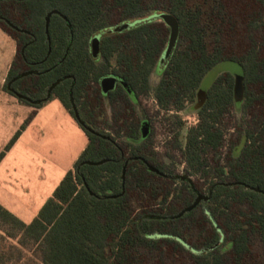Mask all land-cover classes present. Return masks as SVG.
Wrapping results in <instances>:
<instances>
[{
    "label": "trees",
    "instance_id": "16d2710c",
    "mask_svg": "<svg viewBox=\"0 0 264 264\" xmlns=\"http://www.w3.org/2000/svg\"><path fill=\"white\" fill-rule=\"evenodd\" d=\"M161 12L180 30L153 85L170 39V27L152 18ZM127 22L135 24L109 32ZM0 27L17 45L4 89L43 100L63 79L51 98L75 118L73 98L81 119L100 133L81 126L86 148L31 223L0 203V264H264V0H0ZM226 61L243 68L244 98L236 102L227 71L208 89L184 140L179 118L171 149L198 179L177 178L173 162L152 150L151 131L143 135L138 100L152 94L161 109L182 111L205 75ZM107 76L121 84L105 94ZM232 108L242 116L223 156ZM199 194L207 199L176 217Z\"/></svg>",
    "mask_w": 264,
    "mask_h": 264
},
{
    "label": "rangeland",
    "instance_id": "374dc122",
    "mask_svg": "<svg viewBox=\"0 0 264 264\" xmlns=\"http://www.w3.org/2000/svg\"><path fill=\"white\" fill-rule=\"evenodd\" d=\"M154 20L163 21L161 18ZM109 32L120 30L113 27ZM15 49V40L0 31V78L6 65L12 64ZM232 66L226 61L211 69L200 84L196 101L187 104L182 111L161 109L152 94L142 95L138 100L135 117L149 123L152 150L166 162H173L171 169L177 178L188 177L192 182L198 179L187 173L181 152L171 149L173 136L179 130L178 120L180 118L184 124L181 130L184 140L186 129L198 123L197 109L204 105L208 89L221 73L231 72ZM163 71L161 60L151 76L153 85L160 80ZM90 87L91 91L98 88L95 82ZM110 110L107 105V111ZM241 116L237 108H232L226 115L223 156L231 138L237 136ZM76 121L57 98H50L42 107L35 108L0 90V153L21 131L19 139L0 162V203L27 223L37 216L88 144L84 130ZM207 186V183L202 185L203 194H206Z\"/></svg>",
    "mask_w": 264,
    "mask_h": 264
},
{
    "label": "water",
    "instance_id": "95a60500",
    "mask_svg": "<svg viewBox=\"0 0 264 264\" xmlns=\"http://www.w3.org/2000/svg\"><path fill=\"white\" fill-rule=\"evenodd\" d=\"M53 13H58V11H53L51 13L48 14L47 16V28L49 27V24H50V19H51V16ZM152 18H161L169 27H170V39H169V44H168V47H167V50H166V53L164 55V57L162 58V60L164 61L165 59L169 58L171 53L173 52L175 46H176V43H177V40H178V37H179V23L177 21V19L169 12H161V13H158V14H154L152 16ZM135 23L134 22H127V23H124V24H121L118 26V29L120 31L122 30H125L129 27H131L132 25H134ZM100 40H101V35H97L93 38L92 42H91V46H92V51H93V54L95 56H97L99 54V46H100ZM232 66V69H231V72L234 74L235 76V87H234V93H235V100L236 102H241L244 98V71H243V68L238 64V63H233ZM33 72H36V71H30V72H25L21 75H19L16 79L22 77V76H27L29 74H32ZM63 81V79H60V80H57L48 90V93H47V96L41 100V99H38V100H35V99H32L30 98L29 96H26L22 93H19V92H15L14 89L11 87V84L12 82H10L8 84V89L15 92V95L18 99H23V100H26L28 102H30L31 104H40L41 102H46L47 100H49L51 98V93H52V90L61 82ZM119 81V79L116 77V76H107L105 78H103L101 80V88H102V91L104 93H108L109 91L115 89L116 87V84L117 82ZM71 101H72V104H73V110L75 112V118L76 120L78 121V123L85 127L87 130H89L90 132L92 133H95L97 135H100V133L98 131H96L95 129H93L92 127L88 126L80 117V114H79V111L77 109V106L74 102V99L71 98ZM142 130H143V135L146 136L148 135L149 133V123L148 122H144L143 126H142ZM105 138H109L107 136H103ZM87 163L89 164H98V163H95V162H92V161H87ZM99 163H103V162H99ZM150 169L157 172V173H160L162 174L158 169H156L154 166L152 165H149ZM125 172H126V167L124 168V171H123V179L125 178ZM182 179H187L189 181H191L188 177L186 178H182ZM91 194H94L93 192H91ZM202 199H207L206 196L202 195V194H199L198 197L195 199V201L190 205V206H187L186 208H184L179 214L176 215V217H179V216H182L184 213L188 212V211H191L193 208H195L199 202L202 200Z\"/></svg>",
    "mask_w": 264,
    "mask_h": 264
},
{
    "label": "crops",
    "instance_id": "0c3cea01",
    "mask_svg": "<svg viewBox=\"0 0 264 264\" xmlns=\"http://www.w3.org/2000/svg\"><path fill=\"white\" fill-rule=\"evenodd\" d=\"M0 31H4L3 30V28H1L0 27ZM5 33H7L6 31H4ZM8 34V33H7ZM9 35V34H8ZM16 42V41H15ZM16 51H17V45H16V49H15V54H16ZM7 67H6V71H5V73L1 76V78H0V90H2V91H4L6 94H8V92L4 89V85H5V82H6V78H7V74H8V71H9V69H10V66H11V64H9V65H6ZM48 101V100H47ZM60 101V100H59ZM60 103H61V101H60ZM62 104V103H61ZM63 105V104H62ZM43 106V105H42ZM41 106V107H42ZM63 107L65 108V106L63 105ZM66 109V108H65ZM67 110V109H66ZM68 111V110H67ZM37 110H35V113L37 114ZM69 112V111H68ZM70 113V112H69ZM71 114V113H70ZM75 119V118H74ZM77 122V121H76ZM78 123V122H77ZM78 125H80V124H78ZM83 129V128H82ZM85 132V131H84ZM85 134H86V132H85ZM86 136H87V134H86ZM87 138H88V136H87ZM19 139V138H18ZM17 139V140H18ZM89 141V140H88ZM12 148V147H11ZM86 148V147H85ZM67 174V173H66ZM5 207V206H4ZM7 208V207H6ZM8 209V208H7ZM9 210V209H8ZM13 213V212H12ZM22 220V219H21ZM24 221V220H23ZM25 222V221H24ZM27 223V222H26Z\"/></svg>",
    "mask_w": 264,
    "mask_h": 264
},
{
    "label": "flooded vegetation",
    "instance_id": "af4514ba",
    "mask_svg": "<svg viewBox=\"0 0 264 264\" xmlns=\"http://www.w3.org/2000/svg\"><path fill=\"white\" fill-rule=\"evenodd\" d=\"M119 79V78H118ZM101 83V82H100ZM118 84H121V80L119 79V81L117 82V84H116V86L118 85ZM100 86H101V84H100ZM106 94V93H105ZM145 122H147V121H145ZM149 132H150V130H149Z\"/></svg>",
    "mask_w": 264,
    "mask_h": 264
}]
</instances>
